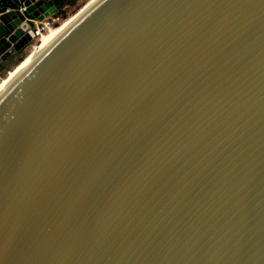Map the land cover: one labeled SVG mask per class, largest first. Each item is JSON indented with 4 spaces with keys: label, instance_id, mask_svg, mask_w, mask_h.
Listing matches in <instances>:
<instances>
[{
    "label": "water",
    "instance_id": "1",
    "mask_svg": "<svg viewBox=\"0 0 264 264\" xmlns=\"http://www.w3.org/2000/svg\"><path fill=\"white\" fill-rule=\"evenodd\" d=\"M92 1L0 94V264H264V0Z\"/></svg>",
    "mask_w": 264,
    "mask_h": 264
},
{
    "label": "bare ground",
    "instance_id": "2",
    "mask_svg": "<svg viewBox=\"0 0 264 264\" xmlns=\"http://www.w3.org/2000/svg\"><path fill=\"white\" fill-rule=\"evenodd\" d=\"M90 2H93L92 0H90L85 7H82L81 12L90 4ZM80 14V13H79ZM78 14V15H79ZM73 15L72 17H70L68 20H66L65 22H63L60 26L56 27V28H51L50 30H48L45 34H43L40 39H39V43L40 45L36 47V49L30 53L26 59L17 67L15 68L8 76L7 78L3 79V81L0 83V94H2L7 87L9 86L11 80L17 75V73L22 70L23 68L27 67L33 60L35 52L39 51L40 49H43L47 46H49L54 40H56L62 33L63 31L69 26V24H71V22H73V20L78 16Z\"/></svg>",
    "mask_w": 264,
    "mask_h": 264
},
{
    "label": "rangeland",
    "instance_id": "3",
    "mask_svg": "<svg viewBox=\"0 0 264 264\" xmlns=\"http://www.w3.org/2000/svg\"><path fill=\"white\" fill-rule=\"evenodd\" d=\"M90 0H78L75 5L69 7L67 9V17L63 20H61V23L58 26H60L63 22H65L66 20H68L70 17H72L73 15L77 14L83 6H85ZM41 43V42H40ZM39 40H34L33 43L27 48L25 49V51H23V53H21L20 58L24 59L29 53H32L37 46L40 45ZM18 63L14 64L12 67H10L7 71L1 72L0 73V83L3 81V79L7 78L8 76V72L11 73V71H13L15 69V66ZM9 73V74H10Z\"/></svg>",
    "mask_w": 264,
    "mask_h": 264
},
{
    "label": "built area",
    "instance_id": "4",
    "mask_svg": "<svg viewBox=\"0 0 264 264\" xmlns=\"http://www.w3.org/2000/svg\"><path fill=\"white\" fill-rule=\"evenodd\" d=\"M25 8L23 7L22 10ZM61 20H63L62 17L59 15L52 16L51 18H46L40 23H36V27L34 29V34H35V40H39L40 37L45 34L48 30L51 28H56L57 25L61 23Z\"/></svg>",
    "mask_w": 264,
    "mask_h": 264
},
{
    "label": "trees",
    "instance_id": "5",
    "mask_svg": "<svg viewBox=\"0 0 264 264\" xmlns=\"http://www.w3.org/2000/svg\"><path fill=\"white\" fill-rule=\"evenodd\" d=\"M78 0H74L71 4H70V7L75 5V3L77 2ZM60 17H62L63 19H65L67 17V10L66 11H63L59 14ZM30 54V53H29ZM28 54V55H29ZM20 55L21 54H18L9 64V66L5 69V71H7L10 67H12L14 64L16 63H19L20 61H22V59L20 58ZM27 55V56H28ZM26 56V57H27ZM26 59V58H25ZM18 67V66H17ZM12 72V71H11Z\"/></svg>",
    "mask_w": 264,
    "mask_h": 264
}]
</instances>
